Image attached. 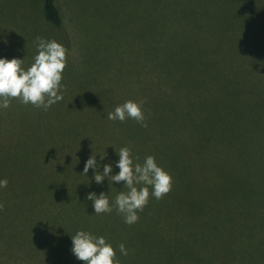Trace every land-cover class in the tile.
<instances>
[{
    "label": "trees",
    "instance_id": "1",
    "mask_svg": "<svg viewBox=\"0 0 264 264\" xmlns=\"http://www.w3.org/2000/svg\"><path fill=\"white\" fill-rule=\"evenodd\" d=\"M194 1L199 5V0H178L176 4L192 7ZM231 3L234 4H226L224 17L205 11L208 22L212 18L216 25L215 30V19L221 25L222 31L217 30L213 36L224 37L229 42L226 48L222 42H208L207 48L195 46L199 36L192 35L191 42L188 30L198 33L200 28L191 27L187 15L181 12L176 31L171 29L167 44L162 46V54L150 59L159 66L166 64L171 76L165 78L153 72L152 76L134 81L137 85L148 84V93H129L123 102L145 101L146 128L130 118L127 129L114 125L115 136L107 132L108 127L98 134L78 116L61 114L66 110L64 103H58L61 107L56 113L40 117L36 115L38 108L14 99L16 104H10L8 113L15 107L21 115L14 119L7 114L4 127L19 123L21 135L28 133L35 138L44 152L36 155L34 165L29 161L19 170L8 167L1 173L12 188H3L0 197L17 193L28 196L30 205L37 209L44 205L56 207L58 213L51 221L60 228L59 236L54 235L52 244L45 247L31 244L32 230H27L31 235L25 238L28 224L24 225L19 230L23 242L19 246L17 240H7L4 229L16 228L22 220L15 223L16 215H0V264H84L71 252V236L80 230L90 232L89 225L79 219V214L66 215L62 207L67 197L72 200L70 207L73 201L83 204L89 192L108 194L112 203L125 190V182L110 184L105 177L97 184L93 169L87 175L82 173L86 161L94 155L97 171L102 173L103 166L111 163L110 175L118 174L117 153L125 146L131 148L134 158L139 157L140 163L146 156H154L158 166L171 174L173 186L160 200L150 197L144 210L138 212V222L132 225L113 209L110 222L114 220L118 253L123 243L128 251L126 257L133 264H264V77L257 82L250 69L255 59H264L252 48L264 50V0ZM196 12L197 16L199 10ZM219 15L222 20H218ZM41 17L66 45L68 37L56 0H41ZM248 26L255 28L246 30ZM200 38L203 42L202 35ZM178 42H184L180 50ZM233 47L243 49L246 57L240 69L232 71L227 64L208 61L210 52V58L232 55ZM176 55L180 58L177 61ZM212 68L218 70L215 75ZM131 83L120 78L119 89L114 86V99H121L117 94L122 88L130 90ZM102 123L107 122L92 121L96 129ZM11 131L1 132V139L9 138L11 143ZM51 171L56 177L46 185L44 178ZM44 186L50 188L51 194L45 192ZM111 231L112 228L106 234L90 233L105 237ZM27 254L35 259H28Z\"/></svg>",
    "mask_w": 264,
    "mask_h": 264
},
{
    "label": "rangeland",
    "instance_id": "2",
    "mask_svg": "<svg viewBox=\"0 0 264 264\" xmlns=\"http://www.w3.org/2000/svg\"><path fill=\"white\" fill-rule=\"evenodd\" d=\"M177 1L56 0L68 37L67 44L64 45L56 30L42 19L41 0H0V58L24 59L23 66L27 69L34 62V56L37 54L34 43L37 36L47 40H56L64 45L68 49V63L61 82L64 86L62 89L63 100L53 104L46 111L43 108H38L36 115L45 117L51 112L56 113L55 110L60 106L58 103H64L66 110L61 111V114L78 116L81 122L87 121L98 134L106 132V127H108L107 132H111L115 136L114 125L127 129L130 127V118L124 122L111 121L107 119L108 113L114 111L116 106L125 103L123 101L129 93L132 95L137 91L144 95L148 93V84L137 85L134 81L152 76L153 72L165 78L171 76L172 73L166 68V64L159 66L157 63H150V59L162 54L161 49L164 48L162 46L167 44L166 39L170 35L171 29L176 31L181 12L187 15L191 27L200 28L198 33L195 30H188V33L191 34L188 37L191 42L192 35L199 36V41L195 46L207 48L206 43L208 44V42H211V45L222 42L224 48L228 46L229 42L225 41L224 37L213 36L217 30L222 31L221 25L215 19L218 24V28L215 30L216 25L212 23V18L208 22L209 17L205 11L218 12L224 17L226 4H234L231 3L234 0H199V5L194 1L195 5L185 8L178 6ZM198 10L197 17L196 11ZM221 15H219L218 20H222ZM250 28H255V26H248L246 30ZM200 35H202L203 42ZM178 44V50L182 49L180 47L184 46V42H178ZM223 47L221 48L224 49ZM254 47H252L253 50L259 56H264V50L262 51L260 47ZM191 51L197 52L194 49ZM231 54H225L226 56L215 55L214 58H210L212 56V52H210L208 61L227 64L232 71L236 67L240 69V62L242 61L244 64L246 62L243 49L233 47ZM177 57L176 55L175 61L180 59ZM154 62L157 61L154 60ZM250 67L254 77L258 80L257 82H260L261 78L264 77V59L262 61L261 57L255 59L254 62H251ZM217 72L218 70L212 68V75ZM120 78L132 80V83L130 90L122 88L121 92L117 94L121 99H114V91H116L114 86L119 89L118 81ZM256 87L258 86L256 85ZM10 104H16L15 100L13 99ZM9 108L10 106L7 109L0 108V133L5 130L13 131L10 133L11 139H13L10 141L11 143H9V138L1 139L0 137V180H3L4 176L1 173H5L8 167L16 171L29 161H31L30 164L34 165L36 155L44 152L35 138L32 139L28 133L26 134L28 138L24 134L21 135L22 132L17 130L19 123L16 127L14 126L15 128L10 124L4 127L3 119H8ZM20 115V112L13 107L9 117L15 119ZM93 120H106L107 123L97 125L98 129H96L92 125ZM88 123L85 125H89ZM25 145L28 146L26 149L19 147H25ZM39 159L38 157V161ZM55 177L52 171L49 172L44 178L45 184L52 182L51 180ZM14 186L17 187V183ZM7 188L10 190L12 187L7 185ZM44 189L46 193L51 194L48 186H44ZM1 190L4 189L0 188ZM66 201L67 203L62 207L64 213L72 216L79 214V219L88 223L90 232L106 234V230L112 228V231L105 238L116 250L114 246V220L113 223L110 222V217L114 218L112 212L95 214L93 201L86 197L82 200L83 204L73 201L72 207H70L72 200L69 197ZM0 203L4 205L0 211L5 212L0 215H9V217L16 215L15 223L20 219L22 220L19 225H16L18 230L13 227L4 229L7 240L15 239L19 246H22L23 242L19 230L27 224L24 229L25 238L31 235L27 230L34 231L29 240L31 244L47 247L52 244L54 235L59 236L57 231L60 225L56 221H51L52 216L58 213L56 207L49 208V206L44 205L37 209L30 205L28 196L22 197L17 193L4 194L0 197ZM83 206L84 208H82ZM86 209L92 213H88ZM118 231L120 232V230ZM95 233L92 234L98 236ZM121 233L126 234L124 231ZM129 236L127 234V237ZM34 245L30 246L34 247ZM116 254L120 264H123V261H126V264H133L129 256L126 257L118 253L117 250ZM27 258L35 259V256L27 254ZM47 258L54 260L52 256Z\"/></svg>",
    "mask_w": 264,
    "mask_h": 264
},
{
    "label": "clouds",
    "instance_id": "3",
    "mask_svg": "<svg viewBox=\"0 0 264 264\" xmlns=\"http://www.w3.org/2000/svg\"><path fill=\"white\" fill-rule=\"evenodd\" d=\"M37 54L34 62L25 69L24 59L0 58V108L7 109L13 99L35 108L48 110L53 104L63 100V73L68 63V49L56 40H47L37 36L34 41ZM144 100L138 102L128 100L109 112L107 119L124 122L131 118L142 127H147L144 112ZM116 166L118 174L110 175L113 171L111 163L103 166V172L97 171L96 156L92 155L85 163L83 173L87 175L89 169L94 170V180L97 184L105 177L112 182H125V190L120 191L112 203L108 194L101 192L99 196L94 192L87 194V199L93 201L95 214L111 213L115 208L117 214L122 215L124 222L132 225L139 220L138 212H142L150 197L162 199L172 189L173 178L169 172L158 166L154 156H146L143 163L139 157H133L130 147H122ZM104 159V155L100 156ZM7 179L0 180V188H6ZM151 189V191H150ZM4 205L0 203V210ZM71 252L76 259L84 264H120L116 250L103 236H96L87 231H77L71 236ZM119 251L127 255L125 245L121 243Z\"/></svg>",
    "mask_w": 264,
    "mask_h": 264
}]
</instances>
